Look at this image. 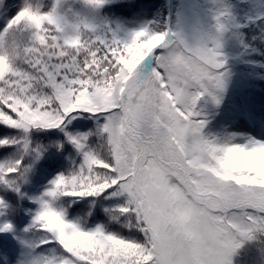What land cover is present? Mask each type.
Instances as JSON below:
<instances>
[{"label":"snow or ice","instance_id":"snow-or-ice-1","mask_svg":"<svg viewBox=\"0 0 264 264\" xmlns=\"http://www.w3.org/2000/svg\"><path fill=\"white\" fill-rule=\"evenodd\" d=\"M108 2L86 0L92 8ZM223 15L215 18L218 32ZM17 29L28 36L23 46L14 41L9 48V30ZM90 29L85 23L69 34L55 8L27 4L0 33V123L24 133L0 137V147L27 150L33 128H61L77 115L98 120L96 145L89 140L93 133H66L82 161L50 182L33 217L67 255L45 256L36 264H180L172 259L177 241L169 227L188 229L190 205L179 200L189 196L187 181L217 193L196 219L221 241L214 260L197 241L188 264H264L255 247L264 241V180L230 163L237 153H264V141L206 138V121L197 110L204 96L218 104L217 93L226 85L219 38L190 42L171 28L140 27L120 39L87 35ZM28 167L22 155L0 161V186L18 193L17 177ZM105 193L124 197L111 219L122 220L126 233L102 225L85 229L66 218L61 197ZM7 207L0 196V209ZM11 228L5 223L0 231Z\"/></svg>","mask_w":264,"mask_h":264},{"label":"rangeland","instance_id":"rangeland-1","mask_svg":"<svg viewBox=\"0 0 264 264\" xmlns=\"http://www.w3.org/2000/svg\"><path fill=\"white\" fill-rule=\"evenodd\" d=\"M76 1L84 5L92 14V22H84L80 26V29L83 28L85 23L91 26L90 31L86 33L87 35L111 38L116 32L148 27L153 22L150 13H143V16L139 17V12L136 10L132 11L128 17H123L116 10L108 7L109 4L114 3L112 0H109L103 8H92L86 3V0ZM26 2L41 11H51L55 8L62 19L65 30L69 34L77 30V10L70 3L71 0H0V33L3 32L8 21L26 5ZM162 4L166 5L164 13L166 26L168 24L169 28L176 31L181 38L190 42L209 35L219 38V51L226 61L224 65L226 85L223 91L217 93L218 104L210 96H204L198 102L199 118L206 121V125L202 130L203 135L220 143L249 144L253 141H264V119L260 120L252 113H236L231 119L225 118L223 121H221V117H217L220 112L235 111L236 107H229V104L235 102L238 93L249 89H261L264 84V37H261L258 32L253 33V27H250L248 36L243 31V26L250 24L253 13L258 9V6L261 8H264V6H260L259 1L254 4V0H162ZM170 5L171 9L169 10ZM168 12H171L170 19ZM221 13L224 14L222 17L224 28L218 32L215 18ZM8 35L9 48H11L14 41L23 46V39L27 38L28 32L18 29L9 30ZM3 68L4 62L2 61L0 62V71ZM80 120L83 122L82 124L76 125L72 120L70 123H66L67 127L65 128H55L65 133L64 140L74 151H69V153H67V150L62 151V147L57 148L53 142L45 144L40 153L31 155L32 161L26 165L29 166L27 171L17 177L18 186L20 183L28 181L31 173L30 167L35 162L40 163L47 157L57 155L56 153L66 157V171L82 161V156L69 142L66 133H93L89 136V140L93 145L99 143V138L94 134L98 120L90 115H81ZM99 122H103V117L99 118ZM14 130L18 129L14 128ZM219 130H221V134H219ZM29 134L27 133L28 137ZM20 135H24L21 130H19L18 136ZM37 146V144L33 145L30 140V146L27 150L37 152ZM1 148L6 149L9 156L4 155L2 159L0 158V161L14 159L17 152L23 150L20 145H9L0 147V154ZM230 163L248 167L264 180V153L252 155L237 153ZM58 174L59 172L55 171L47 176L44 183L39 187L37 194L31 198L33 204L30 211H27L29 213L28 217H30L28 232L41 234L39 233L41 232L39 231L40 228L33 221V217L41 206L39 198L44 195L46 189L50 186V182ZM257 182L259 183V181ZM185 186L189 196H181L179 200L190 205V211L186 217L188 229L185 233L175 227H169L170 235L177 241L172 259L180 262V264H188V261L193 257L194 244L198 241L207 250L208 258L214 260L217 247L221 241L211 228L202 221H198L196 216L205 214V211L212 207L213 202L218 198L217 193L211 188L197 187L192 181H187ZM106 197L112 203L118 205L124 203L123 196H111L106 193ZM112 208L110 206L104 208V210L109 212ZM68 220L72 221L71 219ZM74 222H82V227L85 229L100 226L97 222L88 221L86 218ZM3 225L0 224V227ZM105 228L108 231V228ZM0 234L8 236L13 244L15 242L19 243L12 228L0 231ZM24 243L27 247H33L28 242ZM40 259H42L41 256L31 257L26 253L17 252L13 255H5L0 264H36Z\"/></svg>","mask_w":264,"mask_h":264},{"label":"trees","instance_id":"trees-1","mask_svg":"<svg viewBox=\"0 0 264 264\" xmlns=\"http://www.w3.org/2000/svg\"><path fill=\"white\" fill-rule=\"evenodd\" d=\"M70 2L77 10V26H80L84 22H92V14L87 8L79 4L76 0ZM113 4H109V8L116 10L121 15L129 16L132 11H138L139 15H143L145 12H151L153 16V22L148 26L149 28L163 29L165 28L164 13L166 5L162 4V0H112ZM260 3V6H264V0H254ZM160 3V4H158ZM246 8V7H245ZM250 27H253V33H260L261 37H264V8L258 6V9L253 13V18L250 24L243 26V31L248 36ZM132 31H119L113 35L119 36L120 39H125ZM109 36V34H108ZM4 62L3 57L0 58V62ZM229 107H236V111L250 112L259 118H264V84L261 89H249L237 94L235 102H231ZM234 111H226L219 115V117H232ZM220 118V119H221ZM81 115H77L74 119L76 125L82 124ZM67 125L62 126V128ZM19 130H14L10 126H5L0 123V137H19ZM21 136V135H20ZM29 139L32 144H37V152L29 150H20L17 152L15 158L23 156L24 164L28 165L32 161L31 155L40 153L45 144L54 143L57 148L62 147V151H74L70 148L69 144L65 142V133L52 129L33 128L29 134ZM0 157L9 156L6 149L1 148ZM45 158L42 162H35L30 167L31 173L28 181L19 184L20 191L18 193L13 192L11 189H6L0 186V196H3L8 203V207L0 209V224L9 223L12 225L13 233H15L19 243L13 244V241L5 234H0V263L5 255H13L17 252L21 254H28V256H41V258L47 257H60L66 256L65 250L61 248L58 242L54 238H50V234L39 229V233L28 232L30 226V217L28 212L33 204L31 198L36 195L37 190L45 180L46 176L58 170L60 174L66 173V157L56 153ZM60 204L66 211V218L73 221H79L82 218H86L88 221L97 222L100 226L108 228V231L113 234H124L128 230L123 227V221H117L111 219L112 212L117 208L118 204L109 201L106 197V193L100 196H87V197H71L64 196L60 198ZM112 206L113 208L109 212H105L104 208ZM49 239L48 243H41V241ZM24 242H28L33 247H27ZM257 254L264 257V241H257L255 243ZM244 260L249 261V257L245 256Z\"/></svg>","mask_w":264,"mask_h":264}]
</instances>
